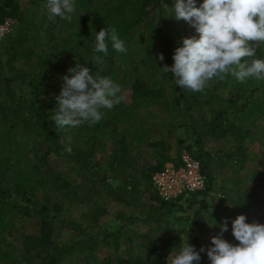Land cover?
Returning <instances> with one entry per match:
<instances>
[{
	"label": "trees",
	"instance_id": "1",
	"mask_svg": "<svg viewBox=\"0 0 264 264\" xmlns=\"http://www.w3.org/2000/svg\"><path fill=\"white\" fill-rule=\"evenodd\" d=\"M27 1L28 6L21 11L19 0H0V23L5 19H15L17 22L15 36L9 40L7 47L10 56L3 62L0 54V241L2 242H5L8 233L15 230L17 219H31L37 216L45 230L49 229L50 224L56 220V215L59 213L56 207L52 219H43L44 215L50 217V212L35 199L40 191H58L67 198L78 200V194L70 190L68 186L70 181L65 178L69 176L68 172L41 175L39 170L42 167L47 166L50 160L68 158L74 163V168L78 172L97 177L102 168L97 159L95 160V153L105 141H110L111 148L109 158L106 160L107 169L102 175L105 190L117 196L116 199L120 203L131 205L132 202L121 196V194L132 196V192L128 191L130 182L125 183L123 188L116 185V172L123 173L126 167H129L132 149H139L142 144L159 148L162 151L163 162L170 160V148L165 146V139H155V122L150 117L153 115L151 108L168 106L161 99L163 92L161 88L156 87L158 84L152 89L146 88L135 75L137 68L130 66L134 59L144 60L152 80L157 82L160 74L155 64L171 67L174 63L172 59L174 50L182 46L183 40L176 21L172 23L171 15L166 17L164 8L166 0H75L76 11L72 15L71 22L53 17V24L50 25L53 32L46 38L42 37L40 30L50 20L47 0ZM201 3L203 0H196L197 6ZM143 24H146L147 33L138 40L135 34ZM106 27L117 29L126 52L115 51L110 42L106 56L93 52L96 33ZM39 41L42 42L45 50H38L41 47L39 45L33 48L35 42L37 46ZM161 53L164 55L163 61L157 59ZM19 55L25 59L24 62L27 64L25 70L13 64ZM94 55L108 59L115 56L120 58L118 69L121 79L117 83L121 85V95L124 96V100L110 110H103V119L95 125L55 128L54 121L51 120L53 115L51 110L56 107L55 96L59 95L58 91L56 93L54 91L56 82L58 81L59 87L62 86V77L67 75L68 69L75 67L77 63L90 70L94 69ZM68 59L70 60L68 66L63 65L61 61ZM164 74L163 76L171 82L175 93L173 106L179 107L182 114L191 120L186 125L185 133L193 136V144L198 148V154L194 158L204 162L201 163V173L205 177L204 190L193 194L204 198L213 191L214 181L210 174V155L204 150L205 141L202 137L205 135L206 139H220L231 133L239 141L241 136H249L257 121L264 120V81L250 78L242 84L234 77L228 76L223 81H211L203 93H194L177 86L171 73ZM16 86L18 92L14 89ZM223 88L226 90L223 104L213 108ZM45 96L48 97L49 102L47 109L39 103ZM209 108L213 110L214 117L209 122L203 123L204 130H201L197 123L199 118L196 119L193 114L195 115L198 110ZM141 111L146 117L144 123L139 117ZM171 134L172 131L168 129L166 138H170ZM68 135L72 136L70 155L64 151V146L60 143V140ZM262 135L264 136V131ZM183 143V140L177 141L178 145ZM242 144L241 142L240 147ZM187 149L192 150L190 147ZM156 170V168L152 169L153 172ZM9 172L13 182H9V178L5 176ZM147 177L145 174H139V182L134 189L137 193L148 188ZM5 178L8 180L5 181ZM251 180L253 187L248 191H241L239 180L232 181L229 186L221 188V191L229 202L236 203L239 214L246 216L247 223L256 221L264 224V191H258V182L263 179L255 178L253 175ZM9 185H12V194L19 197V200L7 198L6 191ZM75 187L82 189L81 186L75 185ZM119 188L122 192L120 195L116 193ZM172 201L161 200V206L173 205ZM204 209L205 206L201 205L200 209L194 212L189 227L191 238L188 242L195 249L198 248L203 234L204 220L201 211ZM130 219L128 218L127 221L130 222ZM59 220L61 223L66 221L63 218ZM146 220L155 224L156 228L164 224L163 216L158 214V209L155 208H151ZM223 222L224 220H214L215 232L212 237L220 234V225ZM77 228L80 229L79 226ZM226 234L227 231L223 233V238ZM143 237H148V241L145 248L141 249L140 256L130 255L127 258L117 259L107 257L100 261L96 255L100 245L119 247L118 230L79 234L68 244L54 242L47 230L35 244L38 256L36 264L71 262L83 254L87 255L92 264H166L164 245H158L150 236L143 235ZM14 246L11 243L9 248ZM9 248H5L6 251ZM11 253L3 252L0 247V262L15 264V257ZM193 264H196L195 261Z\"/></svg>",
	"mask_w": 264,
	"mask_h": 264
},
{
	"label": "rangeland",
	"instance_id": "2",
	"mask_svg": "<svg viewBox=\"0 0 264 264\" xmlns=\"http://www.w3.org/2000/svg\"><path fill=\"white\" fill-rule=\"evenodd\" d=\"M19 1L22 6L21 11H23V9L28 6V1ZM175 2L176 0L165 1L164 8L166 17L171 15L173 18L172 23L176 21L177 27L181 31L182 38L198 35L194 27L187 21L183 19L177 20L175 18ZM170 9L173 10V13ZM53 20L52 17L41 28L40 33L42 37L46 38L52 34L53 30L50 29V25L53 24ZM5 21L9 23V31L0 38V54H2L3 62L10 56V51L7 50V47L9 40L15 36L17 27L15 19H5L0 24ZM54 32H56V30ZM146 33V24H143L135 34V38L139 40ZM38 45L41 46L38 50H45V47L42 46V42L40 43V41L37 46L36 42L34 47L31 46L36 48ZM259 56L260 58L261 56L264 58V43L260 45L257 51V57L259 58ZM244 59L246 58H242V62ZM24 60L23 56L19 55L13 61V64L25 70L27 64ZM102 60L103 63L101 64L95 63V68L91 70V73L95 74L99 72L101 76H110L117 83V81L121 79V73L118 69L120 58L118 56L112 57L111 59L103 57ZM61 62L63 65L68 66L70 60H63ZM155 65L160 74V79L157 82L152 80V76L148 73L147 65L144 60L134 59L130 67L137 68L135 75L145 84L146 88L152 89L155 87V84H158L156 87L161 88L163 92L161 99L168 104V106L151 108L153 115L150 117H152L155 122V139H165V146L170 148V160L163 162L161 155L162 151L159 148H152L146 144H142L139 149L136 148L133 150L130 148L132 151L130 153L131 162H129V167H126L123 173L116 172L117 177L115 182L117 183L116 185L121 188H123L122 186L125 183L130 182L128 191L132 192V196L121 194L120 188L119 190L116 189V193L118 195L121 194L122 198H126L128 201L132 202L131 205L120 203L119 200L117 201V196L115 197L114 194L108 193L102 181L103 172L107 169L106 160L109 158L108 156L111 152L110 141L102 142V145L96 150L95 160L97 159L102 168L97 177H91L78 172V170L74 168V163L68 158L50 160L47 166L39 170V174L46 175L54 172H68L69 176H65L66 180L70 181L68 186L70 190L78 194L77 201L67 198L63 193L58 191H40L36 195V201L50 212V217L47 218V215L43 216L44 220L52 219L55 207L59 209L56 220H54L50 224L49 229H47L50 232L51 240L54 242L68 244L74 241L76 235L79 234H96L104 230L109 232L118 230L120 234L119 247L116 248L113 245L106 244L100 245V248L96 252L98 260L101 261L107 257L117 259L127 258L130 255L140 256L141 249L145 248L148 241V237H143V235L152 237L158 245H164L166 249L164 254L167 259L172 249L180 246L182 242L181 236L185 239L187 237L189 241L191 238L189 227L192 224V216L194 212L203 205L205 206V209L201 211V217L204 220L203 234L200 237L199 246L195 250L200 252L201 247L205 249L211 247L210 241L215 230L214 227L209 224H212L215 219L225 220V218H227L228 231L224 239L234 245L239 243L234 240L235 238L231 231V222L239 215L238 206L236 203L228 201L227 197L223 195L224 193L221 191V188L229 186L232 181L239 180L241 182L240 186L242 187V190H240L242 192L243 190L248 191L253 187L251 177L255 175V178L263 179L261 182H258V191H264V136L262 135L264 131V120H258L249 136H241L239 141L235 139L231 133L220 139H206L204 135V137H202V140L205 141L203 143L204 150L209 153L211 159L209 167L211 177L214 181L213 191L209 192L204 198L196 194L182 196L172 201L171 204L173 205L168 204L162 207L161 199L153 187L152 177L156 173L162 171L167 165L179 167L182 164L183 158L186 156L197 161L200 168L204 162L194 158V156L198 154L197 145L193 144V136L185 133L186 125L190 123L191 120L189 117L182 114V110L179 107L173 106L175 104V93L169 79L163 76V74L166 73L162 69L164 65L160 63ZM58 85L59 83L57 81L54 87L55 93L61 90V86L59 87ZM42 88L44 87L42 86ZM55 88H57V90ZM14 89L18 92L17 86L14 87ZM225 93V88L220 90L217 103H215L213 108L222 106ZM39 103L43 105L44 109H47L49 103L48 97H43ZM193 116L196 119L199 118L197 119L199 129L204 130L202 126L203 123L209 122L214 117V113L213 110L209 108L198 110ZM139 117L144 123L146 117L143 111L140 112ZM244 128L246 129L247 127ZM168 129L172 131V134L171 137L167 139L166 134ZM178 140H183L184 143L178 145ZM240 141L243 143L241 147ZM189 147L192 150L189 151L187 149ZM153 168L157 170L153 172ZM139 174L148 176L147 179L149 182L148 188L141 193H137L136 190H134L136 184L139 182ZM5 176L9 178V182H13V180L10 179V172ZM4 180L7 181L8 179L5 178ZM74 184L81 186L82 189L79 190ZM11 186L12 185H9L7 188V198L19 200V197L12 194ZM151 208L158 209V214H161L164 218V224L160 228H156L155 224L146 220ZM59 218L66 220L65 223H61ZM128 218H131L130 222L127 221ZM15 226V230L8 233L7 237L5 236V242L0 241V247H2L3 252L5 251L9 254L11 252L13 253L15 264H36L38 262V256L35 244L42 233L47 230H45L37 216L31 219H17ZM78 226L80 229L77 228ZM11 243L15 245L14 248H9ZM7 247L9 249L6 251L5 248ZM200 256L201 260L199 264H211L206 251L200 252ZM195 263L197 264V262ZM0 264L6 263L0 262ZM60 264H92V262L86 254H83L74 261H62Z\"/></svg>",
	"mask_w": 264,
	"mask_h": 264
},
{
	"label": "clouds",
	"instance_id": "3",
	"mask_svg": "<svg viewBox=\"0 0 264 264\" xmlns=\"http://www.w3.org/2000/svg\"><path fill=\"white\" fill-rule=\"evenodd\" d=\"M49 19L59 17L71 22L76 11L75 0H47ZM173 13V10L170 9ZM174 15L187 21L198 35L183 38L182 46L173 54V65H164V72L171 73L177 86L192 92L203 93L213 80L223 81L228 76L239 83L248 79L264 81V59L257 51L264 43V0H176ZM119 52H126L124 42L115 27L102 28L95 35L93 52L108 54V44ZM242 58H246L242 62ZM158 60L163 61V53ZM96 64L103 63L100 55H94ZM56 107L51 110L55 128L65 129L99 123L103 110L112 109L124 100L121 85L110 76L91 73L88 67L77 63L62 77ZM67 154L72 153V136L60 140ZM239 214L232 220V235L238 244L223 238L228 231V220L220 225V234L211 238V247H201L207 252L211 264H264V224L246 222ZM210 226H215L209 224ZM169 253L166 264H193L201 260L186 237Z\"/></svg>",
	"mask_w": 264,
	"mask_h": 264
},
{
	"label": "built area",
	"instance_id": "4",
	"mask_svg": "<svg viewBox=\"0 0 264 264\" xmlns=\"http://www.w3.org/2000/svg\"><path fill=\"white\" fill-rule=\"evenodd\" d=\"M9 31L7 21L0 24V38ZM153 187L162 201L169 202L184 195L203 191L205 177L197 161L186 156L179 167L167 165L152 177Z\"/></svg>",
	"mask_w": 264,
	"mask_h": 264
}]
</instances>
